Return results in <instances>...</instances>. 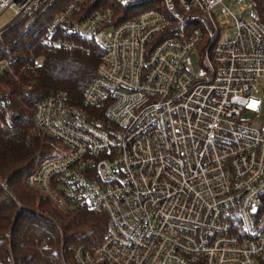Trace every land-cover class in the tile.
<instances>
[{
  "label": "built area",
  "instance_id": "obj_1",
  "mask_svg": "<svg viewBox=\"0 0 264 264\" xmlns=\"http://www.w3.org/2000/svg\"><path fill=\"white\" fill-rule=\"evenodd\" d=\"M224 1L113 0L121 10L154 5L120 21L108 2L0 0V16L13 12L0 36L23 24L22 36L48 48L84 39L103 51L80 106L57 91L33 109L32 132L59 148L26 187L107 219L103 240L78 246L75 264H264V0H247L262 14L227 9V29L212 15ZM16 63L1 58L0 75L18 81L42 66ZM0 111L9 126L1 101ZM8 250L0 264H18Z\"/></svg>",
  "mask_w": 264,
  "mask_h": 264
},
{
  "label": "trees",
  "instance_id": "obj_2",
  "mask_svg": "<svg viewBox=\"0 0 264 264\" xmlns=\"http://www.w3.org/2000/svg\"><path fill=\"white\" fill-rule=\"evenodd\" d=\"M104 3L111 5L109 0H86L85 7L96 9ZM111 6L121 14L120 21L146 8L140 5L121 10ZM56 12L54 7L49 15ZM23 27L19 24L0 36V59L16 56L17 66L36 58L42 66L20 74L18 81L0 75V101L11 114V124L0 127V182L6 188L0 187V259L8 257L9 246L18 264H75L73 255L78 246L92 250L103 240L107 219L100 211H68L26 187L27 175L54 158L59 148L51 137L32 132L33 109L37 101L57 91L65 92L73 105L80 106L103 51L94 41L84 39L78 40L81 48L71 51L48 48L34 33L22 36ZM2 114L4 111H0V118ZM44 242L46 247L42 248ZM54 248L59 252L56 257L51 255Z\"/></svg>",
  "mask_w": 264,
  "mask_h": 264
},
{
  "label": "rangeland",
  "instance_id": "obj_3",
  "mask_svg": "<svg viewBox=\"0 0 264 264\" xmlns=\"http://www.w3.org/2000/svg\"><path fill=\"white\" fill-rule=\"evenodd\" d=\"M112 3L113 0H110ZM256 6L253 9H249V4L247 0H225L223 5H218L213 8L212 10V15L217 23V25L220 28H229L232 25V19L228 16H226L227 9L229 11L235 12L237 16L244 15V16H249L250 14L253 13H263L262 8L260 7V4L258 1H254ZM149 5V6H147ZM143 7H146L144 10H150L154 8V5L150 3H145L142 5ZM162 7V6H161ZM157 8V7H156ZM250 13V14H249ZM13 19V12L11 10L5 11L1 16H0V29L4 28L9 24V22ZM226 30H224V33ZM264 94V80L261 81L260 83V88L258 91V95L262 96Z\"/></svg>",
  "mask_w": 264,
  "mask_h": 264
}]
</instances>
